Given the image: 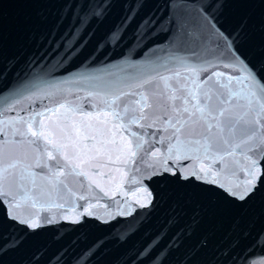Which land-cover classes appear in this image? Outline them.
Segmentation results:
<instances>
[{"label": "snow or ice", "instance_id": "1", "mask_svg": "<svg viewBox=\"0 0 264 264\" xmlns=\"http://www.w3.org/2000/svg\"><path fill=\"white\" fill-rule=\"evenodd\" d=\"M57 2L59 22L69 25L54 52L21 66L4 56L0 32V264L10 255L21 256L14 264H264V41L250 51L251 16L233 25L227 14L233 3L260 9L264 33V0H163L171 41L164 63L126 81L82 74L49 84L117 4L125 15L96 51L118 44L149 0ZM160 24L155 13L141 16L134 43L160 35ZM81 81L90 88L78 103L17 110ZM113 172L141 198L110 197L102 181ZM170 186L180 191L165 198ZM162 203L167 212L154 222ZM221 206L238 215L228 246L213 250L199 229ZM86 224L106 231L89 239ZM57 225L76 238L63 243L69 233L59 234L55 248L38 239Z\"/></svg>", "mask_w": 264, "mask_h": 264}, {"label": "water", "instance_id": "2", "mask_svg": "<svg viewBox=\"0 0 264 264\" xmlns=\"http://www.w3.org/2000/svg\"><path fill=\"white\" fill-rule=\"evenodd\" d=\"M163 0H149L141 11L140 16L127 27L123 33V38L118 44L103 47L102 50L96 51L97 42L108 33L115 25L119 24L122 17L125 15L124 9L120 4H117L111 15L99 26L93 25L92 30L95 32L94 36L89 37L87 33L80 37V43L85 44L80 55L73 60L68 68L60 72H53L52 76L47 77L49 84L56 82H63L70 80L72 77L83 75L103 76L107 79L126 81L131 75L137 74L138 70H142L149 62L164 63L167 52H170V40L167 39L163 30L168 27V22L165 17L167 12L160 5ZM159 8V11L156 9ZM149 13H155V16L161 20V24L156 29L160 35H155L154 38L147 39L143 46L135 44L134 31L139 23L141 16ZM60 4L57 0H49L47 3L36 4L31 0H4L2 12H0V32L3 35V49L6 58H13L20 60L21 66L25 60L32 57L39 58L41 54L52 53L55 51L58 44L67 33L69 21L65 20L63 23L59 22ZM227 14L230 22L236 25L245 16H251L249 22V29L252 33V38L249 41L248 49L251 51L258 47L264 41V33L261 32L260 9H249L239 3L229 5ZM62 47V45H61ZM91 58V63H84ZM55 65L56 60L50 61ZM135 64V67L130 65ZM63 68V66L61 65ZM112 73V76H108ZM43 85L38 84V87ZM60 88L64 91L56 92L55 96L41 99L43 95L38 94L32 100H25L17 107L27 108L29 106L35 108L37 105L54 106L56 103L63 102L66 98L74 102H80L77 97L84 98L90 88V82L81 81L79 84H64L60 83ZM71 90V94L67 91ZM127 91V88L124 89ZM34 101V103H33ZM87 108V106H85ZM52 119H55V114H49ZM45 121L48 120L46 116ZM107 167L101 171H107ZM122 177L119 173L113 172L110 181H102L105 190L109 192V196L113 192L117 196L135 202L136 199L141 198V193L135 186L127 183H121ZM99 192V189H94ZM175 186H170L168 189L161 190V195L167 198L169 195H175ZM103 196V194H100ZM95 202V201H93ZM105 203V200H101ZM62 210H57V218ZM103 212V209H99ZM167 212V205L162 203L161 208H158L154 213L155 220L163 219ZM71 215V212L68 213ZM238 213L235 210L229 209L226 206H221L212 214L204 217L201 223L199 232L201 235H206L210 238L213 250L215 248H226L230 243L229 237L232 235L233 222ZM86 232L89 239H94L98 236H103L105 229H101L93 224L83 225L80 229ZM68 232L63 243L68 240L76 238L75 233L70 232L69 226L65 225L60 228L59 225L55 228H50L42 234L38 239L41 242H46L53 248L60 245L54 244L56 236ZM249 241H244L242 247ZM109 245V248H112ZM239 251V250H237ZM21 258L20 255H10L6 258L8 264H14ZM108 259H111L109 257Z\"/></svg>", "mask_w": 264, "mask_h": 264}]
</instances>
